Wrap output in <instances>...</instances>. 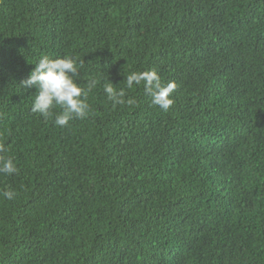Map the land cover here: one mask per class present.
Here are the masks:
<instances>
[{"label":"trees","instance_id":"1","mask_svg":"<svg viewBox=\"0 0 264 264\" xmlns=\"http://www.w3.org/2000/svg\"><path fill=\"white\" fill-rule=\"evenodd\" d=\"M44 55L99 81L85 118L31 111ZM0 144V264H264V0H0Z\"/></svg>","mask_w":264,"mask_h":264},{"label":"clouds","instance_id":"2","mask_svg":"<svg viewBox=\"0 0 264 264\" xmlns=\"http://www.w3.org/2000/svg\"><path fill=\"white\" fill-rule=\"evenodd\" d=\"M28 78L23 83L26 86L35 88V95L31 104V111L39 113L44 118L53 115V109L57 106L61 109L59 114H55L54 123L57 126L65 127L73 118H85L89 111L87 97L89 92L98 84L97 79L87 82V87L82 88L76 82L78 77V65L71 57L50 58L44 55L36 62ZM143 82L144 91L151 98V103L160 109L167 111L174 100L172 93L176 84L168 82L161 83V78L155 70L142 72H131L125 80V88L132 89ZM125 88H116L111 82L104 84L103 89L106 97L114 104L128 103L134 104L133 99L125 101ZM6 151L3 144H0V152ZM18 171L13 159L0 158V172L14 174ZM5 199L11 200L15 193L4 191L0 193Z\"/></svg>","mask_w":264,"mask_h":264}]
</instances>
